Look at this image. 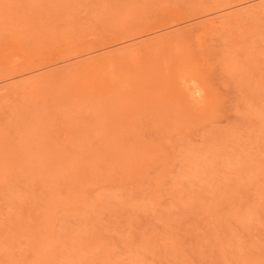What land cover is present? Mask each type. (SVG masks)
<instances>
[{
	"label": "rangeland",
	"instance_id": "1",
	"mask_svg": "<svg viewBox=\"0 0 264 264\" xmlns=\"http://www.w3.org/2000/svg\"><path fill=\"white\" fill-rule=\"evenodd\" d=\"M0 264H264V0H0Z\"/></svg>",
	"mask_w": 264,
	"mask_h": 264
},
{
	"label": "bare ground",
	"instance_id": "2",
	"mask_svg": "<svg viewBox=\"0 0 264 264\" xmlns=\"http://www.w3.org/2000/svg\"><path fill=\"white\" fill-rule=\"evenodd\" d=\"M258 8H262V6H260V7H258ZM257 8V9H258ZM263 9V8H262ZM259 10V9H258ZM247 10H245L244 12H246ZM260 11V10H259ZM240 13H241V11H239ZM243 12V13H244ZM243 13H241V14H239V15H243ZM249 12L247 11V15H249L248 14ZM232 15V14H231ZM239 15L237 16V19L236 20H238L239 19ZM222 18L223 17H225V16H221ZM226 17H229L228 15L226 16ZM233 17H234V15H233ZM242 18H244V15L243 16H241ZM241 17H240V19H241ZM246 17V16H245ZM219 19V18H218ZM233 20H235V19H232V21ZM212 21V20H211ZM217 22V17H216V19L214 20V22ZM231 21V20H230ZM230 21H228V22H230ZM164 36V35H163ZM93 59V58H92ZM80 62V61H79ZM78 64V63H77ZM199 87H201L200 85H198V86H196L195 84H194V86L193 87H190L189 88V91H191L190 92V95L192 96V97H194L195 99H200V97L203 95L202 93H201V88H199ZM203 89V88H202ZM204 90V89H203ZM204 92V91H203ZM188 95H189V92H188ZM190 97V96H189ZM203 98V97H202ZM201 98V99H202ZM190 99H192V98H190ZM193 100V99H192Z\"/></svg>",
	"mask_w": 264,
	"mask_h": 264
}]
</instances>
